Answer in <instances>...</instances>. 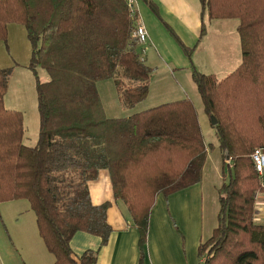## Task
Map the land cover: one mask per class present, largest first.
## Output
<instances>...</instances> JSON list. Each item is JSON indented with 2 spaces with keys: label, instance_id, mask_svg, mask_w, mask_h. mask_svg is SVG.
Segmentation results:
<instances>
[{
  "label": "trees",
  "instance_id": "16d2710c",
  "mask_svg": "<svg viewBox=\"0 0 264 264\" xmlns=\"http://www.w3.org/2000/svg\"><path fill=\"white\" fill-rule=\"evenodd\" d=\"M143 1L156 12L151 0ZM200 4V37L204 19L238 20L241 61L221 80L190 64L229 166L217 191L216 227L199 245L198 258L202 264H264V223L257 221L255 207L264 188L251 160L264 147V0ZM9 23L25 28L31 46L28 68L36 79L39 130L34 146L23 143L22 115L4 108L11 72L0 68V203H29L54 264H94V252L76 260L69 242L77 232L107 241V204L92 206L87 188L105 169L114 199L125 205L139 234L137 264H143L157 196L201 181L207 147L195 106L183 98L128 117L105 116L97 82L112 80L121 105L134 108L146 99L152 73L137 50L123 0H0V42H7ZM181 48L191 62L194 48ZM37 67L48 81L38 80Z\"/></svg>",
  "mask_w": 264,
  "mask_h": 264
},
{
  "label": "crops",
  "instance_id": "0c3cea01",
  "mask_svg": "<svg viewBox=\"0 0 264 264\" xmlns=\"http://www.w3.org/2000/svg\"><path fill=\"white\" fill-rule=\"evenodd\" d=\"M137 1L138 14L147 32L144 63L149 60L152 66H155V70L163 72L165 86L161 90L172 98L161 102L187 98L185 90L196 88L189 71V59L181 45L194 48L195 52L199 46L198 39L203 38L200 37L202 19L200 0H151L156 5V12L151 11L143 0ZM204 20L206 28L212 22L217 26H223L221 23H225V20H219L220 22ZM195 42L197 44L193 45ZM230 45L232 46V43ZM224 60L221 63L222 67L227 56ZM101 104L105 116L109 118L104 103ZM133 112L137 111L132 109L128 114L132 115ZM217 156L213 165L214 177L217 180L215 183L213 180L209 186L205 184L204 169L210 160L207 150L199 183L168 197L157 196L149 217L147 240L143 247V264H202V260L198 258V247L210 237L216 227L217 191L224 179V163L219 148ZM259 178L261 187L264 188V173ZM87 188L92 206L107 204L105 221L111 232L105 244H101V239L96 235L86 232L75 233L69 242L73 257L78 260L85 252L91 251L96 254L94 264H137L141 255L139 234L131 224L125 205L113 197L109 172L105 169L99 170L97 178L88 182ZM22 201L13 200L2 205L9 203L12 204L9 206L16 208L17 214L14 215L13 221H10L9 231L16 240L14 244L19 247V252H21L19 237L21 242L31 247V251L21 259L12 250L13 247H10L11 250L7 251L10 257L7 264H54L53 256L47 251L38 234L35 215L28 212V204L24 203V206L23 204L21 206ZM255 207L257 221L264 223V191L259 193ZM22 211L28 215L23 216ZM22 217L25 219L21 222ZM212 219L215 222L212 223Z\"/></svg>",
  "mask_w": 264,
  "mask_h": 264
},
{
  "label": "rangeland",
  "instance_id": "374dc122",
  "mask_svg": "<svg viewBox=\"0 0 264 264\" xmlns=\"http://www.w3.org/2000/svg\"><path fill=\"white\" fill-rule=\"evenodd\" d=\"M218 22L220 21L218 20ZM224 22L221 23L224 24L223 26H217L215 22L208 24L206 28L207 34L202 39H198L197 43L199 46H197L198 48L195 52H192L191 58L193 62L188 60L190 64L194 63L193 65L197 71L203 74H214L218 80L229 75L241 61L240 41L236 30L238 20L232 19L225 20ZM7 28V42H0V68H9L11 72L7 82L6 94L3 97L4 108L20 112L24 127L23 143L27 146H34L37 142L39 117L36 99V79L33 72L28 68L31 46L26 37L25 28L21 24L9 23ZM197 43L195 42L193 45ZM230 43H232V46ZM144 48H147V43L145 45H139L137 50ZM226 56L227 60L222 67V60ZM145 65L149 68L153 67L149 60H146ZM154 67L150 76L149 94L144 101L137 104L134 108H125L121 105L112 80L97 82V92L101 103L103 102L105 105L109 118L128 117L130 116L128 113L132 109L138 112L162 104L161 101H165V99H172L171 95L161 90L165 86V80L162 78L163 72L155 70ZM36 74L40 82H46L49 79L46 71L40 67L36 68ZM185 91V96L192 101L197 111L201 133L208 150V155L210 156V160H208L206 168L204 169L206 174L204 177L205 184L209 186V183L213 180H215L214 183L217 181L213 171V165L218 158L217 141L211 128V120L203 110V105L196 89H187ZM167 102H170V100ZM228 168L229 166L227 164L224 165L223 174L228 175ZM2 203L0 204V262L7 264L8 260H10L9 253L7 252L11 250L10 247H13L12 250L21 259H24V255L30 254L31 247L28 244L25 245L23 241L21 242V237H19L18 243L21 244V252H19V247L17 244H14L16 240L12 238V232L9 231L10 221H13L14 215L17 214L16 208L9 206L12 204L8 203V205L6 204L4 206ZM24 203L29 205L26 200H23L21 206L22 204L24 206ZM27 210L34 214L30 206ZM21 214L23 216L28 215L24 214L23 211ZM24 219L22 217L21 222ZM213 222H215L214 219H212Z\"/></svg>",
  "mask_w": 264,
  "mask_h": 264
},
{
  "label": "built area",
  "instance_id": "2783aa9c",
  "mask_svg": "<svg viewBox=\"0 0 264 264\" xmlns=\"http://www.w3.org/2000/svg\"><path fill=\"white\" fill-rule=\"evenodd\" d=\"M123 2L127 7L128 16L134 25V30L132 32L133 38L138 45H145L147 43V32L138 14V1L123 0ZM141 53L142 55H144V49H142ZM251 160L253 162L256 173L260 177L264 173V147L256 148L251 154Z\"/></svg>",
  "mask_w": 264,
  "mask_h": 264
},
{
  "label": "water",
  "instance_id": "95a60500",
  "mask_svg": "<svg viewBox=\"0 0 264 264\" xmlns=\"http://www.w3.org/2000/svg\"><path fill=\"white\" fill-rule=\"evenodd\" d=\"M211 123H212V125H215L216 124V120L213 117H211ZM225 160L226 161L229 160V157L227 156V152H225Z\"/></svg>",
  "mask_w": 264,
  "mask_h": 264
}]
</instances>
